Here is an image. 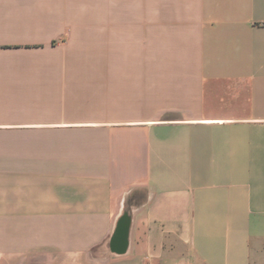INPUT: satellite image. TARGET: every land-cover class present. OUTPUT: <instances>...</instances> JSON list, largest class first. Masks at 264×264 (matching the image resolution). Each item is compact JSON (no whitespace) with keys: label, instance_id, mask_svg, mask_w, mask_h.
I'll return each mask as SVG.
<instances>
[{"label":"crops","instance_id":"obj_1","mask_svg":"<svg viewBox=\"0 0 264 264\" xmlns=\"http://www.w3.org/2000/svg\"><path fill=\"white\" fill-rule=\"evenodd\" d=\"M161 5L142 71L0 0V264H264V0Z\"/></svg>","mask_w":264,"mask_h":264},{"label":"rangeland","instance_id":"obj_2","mask_svg":"<svg viewBox=\"0 0 264 264\" xmlns=\"http://www.w3.org/2000/svg\"><path fill=\"white\" fill-rule=\"evenodd\" d=\"M74 35L90 34L83 41H74V48L105 62H89V69L144 70L145 23L160 22L161 0H71ZM104 32V45L96 33ZM93 34V35H92Z\"/></svg>","mask_w":264,"mask_h":264}]
</instances>
